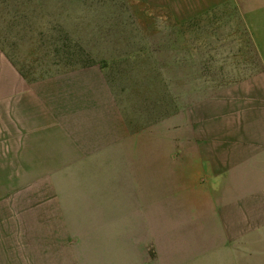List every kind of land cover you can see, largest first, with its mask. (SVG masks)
Here are the masks:
<instances>
[{
	"label": "crops",
	"instance_id": "1",
	"mask_svg": "<svg viewBox=\"0 0 264 264\" xmlns=\"http://www.w3.org/2000/svg\"><path fill=\"white\" fill-rule=\"evenodd\" d=\"M56 1L83 0H0V264H73L89 239L128 248V264H264V67L194 79L142 149L102 67L36 77L9 57L3 25L20 32ZM131 2L187 24L234 0ZM243 18L261 48L264 4Z\"/></svg>",
	"mask_w": 264,
	"mask_h": 264
},
{
	"label": "rangeland",
	"instance_id": "2",
	"mask_svg": "<svg viewBox=\"0 0 264 264\" xmlns=\"http://www.w3.org/2000/svg\"><path fill=\"white\" fill-rule=\"evenodd\" d=\"M240 1L234 0L212 20L187 24H179L169 12L139 7L131 0L56 1L54 8L31 9L37 22L21 25L20 32H9L3 25L4 43L14 63L43 66L29 72L31 76L102 67L135 123L137 147L151 144L155 149L161 122L174 116L180 94L185 101L190 99L194 79L206 84L225 79L231 69L244 75L264 67V53L260 55L264 45L260 48L243 18L245 6L264 0H242V5ZM37 43L38 54H22ZM177 63L184 65V71H176ZM192 63L203 68L193 79ZM171 123L169 119V132ZM175 189L173 185L171 191ZM81 243L88 246L72 249L73 264L129 263V249L114 248L110 240L103 246H95L97 241L91 239ZM148 253L149 258L156 257L155 249Z\"/></svg>",
	"mask_w": 264,
	"mask_h": 264
}]
</instances>
